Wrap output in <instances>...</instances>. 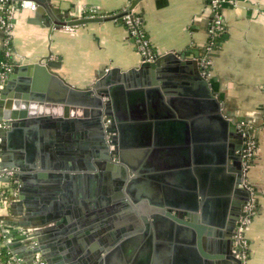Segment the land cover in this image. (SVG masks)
<instances>
[{"label":"water","instance_id":"obj_1","mask_svg":"<svg viewBox=\"0 0 264 264\" xmlns=\"http://www.w3.org/2000/svg\"><path fill=\"white\" fill-rule=\"evenodd\" d=\"M7 1L33 4L38 19L32 22H46L50 46L55 28L132 18L140 0H127L116 14L79 18L63 14L51 0ZM50 56L48 48L38 61L16 64L0 89V123L6 121L0 126V169L14 170L13 178L20 181L6 208L11 214L23 213L27 180L34 174L49 178L47 158L57 171L81 169L80 177L95 165L105 173L99 175L97 197L77 191L73 213L65 211L56 224L39 223L48 243L59 244L60 233L69 231L76 248L67 241L61 251L53 245L50 251L42 241L28 246L10 238L4 246L20 264H33L35 253L46 264H61L63 258L78 264H245L243 250L232 239L251 197L243 185V138L236 127L241 121L222 108L197 60L168 51L127 70L108 68L90 86L76 88L53 72ZM101 119L102 124L109 120L104 126L108 139ZM29 130L34 132L26 135V147L18 139L17 145L16 138ZM76 130L84 133L85 142L68 141ZM11 151L24 159L12 161ZM36 156L39 164L34 163ZM99 156L107 162H94ZM5 157L11 160L5 162ZM58 176L49 181L57 180L50 197ZM77 210L90 221L71 222ZM86 234L88 247L81 239Z\"/></svg>","mask_w":264,"mask_h":264},{"label":"crops","instance_id":"obj_2","mask_svg":"<svg viewBox=\"0 0 264 264\" xmlns=\"http://www.w3.org/2000/svg\"><path fill=\"white\" fill-rule=\"evenodd\" d=\"M210 2L211 0H140L132 13L140 17L142 35L155 57L172 51L196 59L204 55L210 39L208 28L213 17ZM51 4L63 14L79 18L91 11L96 15L116 14L124 10L128 3L127 0H51ZM218 11L224 31L216 37L213 50L207 53L211 60L207 80L220 97L222 108L249 125L256 140L255 160L249 176L258 192V212L245 231L248 243L245 264H264V0L225 1L219 4ZM33 19L37 20L38 17L34 10L27 8H17L12 14V47L16 64L36 62L46 56L50 48L49 61L54 62L53 72L73 87L90 86L108 68L127 70L143 61L142 54L122 20L89 23L72 29L55 28L49 36V46L48 25L40 20L38 23L32 22ZM28 132L29 134L24 131L16 138L24 142L23 147L28 142L26 135L30 136L34 131ZM75 133L68 136L69 142L77 139L80 143L85 142L84 133L80 134L78 130ZM87 138L89 139L88 136ZM11 152L14 155L12 161L24 159L16 156L18 151ZM9 160L11 159L5 157V162ZM34 163L39 164L38 156ZM51 163L52 158L45 160V164L49 166L45 174L49 178L43 180L38 174H34L35 177L32 175L27 180L24 192L27 206L23 207L21 215L11 214L6 207L0 208V238L4 245L10 238L16 243L28 245L20 235L19 230L22 228L18 226L21 222H27L29 227L25 229L37 232L35 242L42 241L46 249L49 247L51 251L52 247L55 250L59 246L61 251V246L68 245V242L73 243L76 248L77 241L68 237L69 231L60 233L59 244L48 243L47 236L40 231L43 225L39 223L44 221L47 224L48 221L56 224L63 218L65 211L73 213L77 191L84 194L91 192V197H97L100 171L95 167L85 177H80L83 172L81 169L79 173L57 171L50 168ZM65 173L70 175L65 177ZM54 176L60 177V181L55 194L52 195V192L50 197L51 185H55L57 180L53 178L54 182L49 181ZM16 180L19 187L20 181ZM49 207H55L56 210L50 212ZM91 207H94L93 203L89 205ZM60 214L61 217L58 216ZM75 214L76 218L71 220L73 223L90 221L88 216L82 217L78 210ZM93 220L91 219V223L96 225L97 222ZM83 236L81 239H85L88 247L91 245L88 235ZM68 252L67 250L66 253ZM39 255L42 256L40 253ZM23 256L28 259L26 254L23 253ZM76 260L66 262L63 258L61 264H78Z\"/></svg>","mask_w":264,"mask_h":264},{"label":"built area","instance_id":"obj_3","mask_svg":"<svg viewBox=\"0 0 264 264\" xmlns=\"http://www.w3.org/2000/svg\"><path fill=\"white\" fill-rule=\"evenodd\" d=\"M233 2V0H211L210 2V8L213 11V17L211 20V23L208 28V33L210 36L208 45L206 47V51L203 56L196 58L198 68L202 72L204 76H208L209 69L211 67V60L208 57L209 52L213 50L215 47V40L216 37L221 35L224 31V26L222 24L221 16L218 11L219 4L221 2ZM17 8L22 9H29L34 10V6L30 2H21L20 5H18L16 2H8L7 0H0V35H1V44L0 49H2V55L3 59H0V89L3 88L8 76L12 73L14 66L16 65L15 61V55L12 49V29L13 24L11 21L12 14L17 10ZM86 16H95L94 12H89L85 14ZM124 24L128 28V32L131 35V37L134 39V42L137 46L138 51L142 54L143 60L152 61L154 60L155 56L151 53V51L148 48V42L144 39L141 27V19L140 17L132 16V18H129L128 16H125L123 18ZM66 29H72L66 28ZM109 123V120H106L104 123V126H107ZM6 124V121L3 120L0 123V126H4ZM238 130L242 134L243 138V148L241 151V165L244 172L243 177V185L246 186L250 192L251 197L250 199L245 203V205L242 208V214L239 216L233 231H232V239H233V246L234 247H240L243 250V255H245L248 243L245 238V230L247 226L251 223L252 219L257 215L258 212V206H257V199L256 194L254 193V190L252 187L248 184L247 181V173L248 169L251 166L255 150H256V141L254 138L247 133L246 131V124L244 123L242 125H238ZM110 134L107 135V138H109ZM14 170L12 169H6L2 168L0 169V178L1 177H9L10 180H13L14 183L17 184V180L13 178ZM6 186V183L0 182V186ZM16 188L14 190H9L8 194L4 195V191L0 193V208L7 207L6 199L7 197L14 196L16 194ZM20 235L23 237V240L28 244V246H34L36 244L34 237L30 235V231L27 229H20L19 230ZM2 248H6L4 246V243L2 242L0 238V264H20L19 259L16 258L7 248L6 252H2ZM33 264H46L43 258L39 255V253H35L33 255Z\"/></svg>","mask_w":264,"mask_h":264},{"label":"flooded vegetation","instance_id":"obj_4","mask_svg":"<svg viewBox=\"0 0 264 264\" xmlns=\"http://www.w3.org/2000/svg\"><path fill=\"white\" fill-rule=\"evenodd\" d=\"M244 121H241L239 124L240 125H242L243 124V126H244ZM239 124H237L236 125V127H238V125ZM246 124V123H245ZM246 126H247V128H246V131H247V133H249L253 138H254V136L252 135V130H251V127L249 126V125H247L246 124ZM238 129V128H237ZM101 131L103 132V134H104V124H102V119H101ZM101 132V133H102ZM104 138H106V135L104 134ZM108 139V138H107ZM254 140H255V138H254ZM256 141V140H255ZM243 145V144H242ZM256 146H257V144H256ZM242 148H243V146H242ZM242 151V150H241ZM255 152H256V150H255ZM111 158H112V156H110V160H111ZM254 160H255V155H254V159H253V162H252V164H251V166L249 167V169H248V174H247V181H248V184L252 187V189L254 190V193L256 194V199H257V195H258V192H257V189L255 188V186L252 184V182H251V179H250V176H249V173H250V170H251V168H252V166H253V164H254ZM96 161H98V162H101V161H104V162H107V161H105V159H103L102 160V158H101V160H100V156H99V158H96L95 160H94V162H96ZM113 161H114V158H113ZM95 165V164H94ZM95 167L97 168V166L95 165ZM97 170H99L100 171V173H105V171L104 170H101V169H98L97 168ZM248 227V226H247ZM246 231V230H245ZM244 235H245V233H244ZM247 251V250H246ZM246 254H247V252H246ZM246 254H245V257H246Z\"/></svg>","mask_w":264,"mask_h":264},{"label":"trees","instance_id":"obj_5","mask_svg":"<svg viewBox=\"0 0 264 264\" xmlns=\"http://www.w3.org/2000/svg\"><path fill=\"white\" fill-rule=\"evenodd\" d=\"M96 15V14H95ZM134 16H136V17H139L138 15H136V14H133ZM84 16H86V15H84ZM119 20H122V19H119ZM123 22V21H122ZM140 29H141V27H140ZM0 59H3V55H2V49H0ZM16 183H14V181L13 180H11V181H9L8 183H6V186H0V193L2 192V191H4V195H3V197L5 196V195H7L8 194V192H9V190H14L15 188H16ZM0 197H2V196H0ZM1 199V198H0ZM2 252L3 253H5L6 252V248H2Z\"/></svg>","mask_w":264,"mask_h":264},{"label":"rangeland","instance_id":"obj_6","mask_svg":"<svg viewBox=\"0 0 264 264\" xmlns=\"http://www.w3.org/2000/svg\"><path fill=\"white\" fill-rule=\"evenodd\" d=\"M123 18H124V17H123ZM123 18H122V21H123V23H124ZM127 29H128V28H127ZM12 49H13V47H12ZM13 52H14V50H13ZM14 55H15V53H14ZM15 61H16V56H15ZM106 139H107V135H106Z\"/></svg>","mask_w":264,"mask_h":264}]
</instances>
